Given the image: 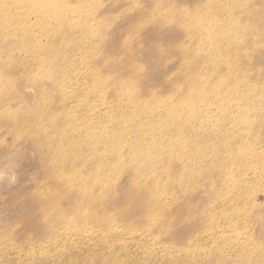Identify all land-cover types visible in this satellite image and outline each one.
Returning a JSON list of instances; mask_svg holds the SVG:
<instances>
[{
	"label": "rangeland",
	"instance_id": "rangeland-1",
	"mask_svg": "<svg viewBox=\"0 0 264 264\" xmlns=\"http://www.w3.org/2000/svg\"><path fill=\"white\" fill-rule=\"evenodd\" d=\"M0 31V83L23 99L0 106V264H264V0H0ZM53 63L47 83L73 92L62 105L101 110L103 154L114 161L119 143L145 161L101 185L77 155L76 185L57 181L61 209L44 224L34 196L51 142L39 137L42 112L28 117L41 96L26 73ZM188 89L202 98L195 114ZM132 116H143L139 135ZM170 125L172 139L194 143H164ZM60 128L63 149L87 139ZM162 186L157 213L145 202ZM70 192L80 195L71 204Z\"/></svg>",
	"mask_w": 264,
	"mask_h": 264
},
{
	"label": "bare ground",
	"instance_id": "bare-ground-1",
	"mask_svg": "<svg viewBox=\"0 0 264 264\" xmlns=\"http://www.w3.org/2000/svg\"><path fill=\"white\" fill-rule=\"evenodd\" d=\"M16 3H19V2H16ZM12 5H14V3L10 4L9 6H12ZM16 8L19 9V8H21V6H17ZM31 8H33V6H31ZM17 12H19V11H17ZM21 16H23V14ZM15 17H17V15ZM13 19H14L13 14H9L5 17V20L12 22V24L15 23L13 21H16ZM6 28L9 29L8 26ZM11 28H12V26H11ZM201 45H203L201 47V49H204V46H206L207 43L205 42V44L202 43ZM199 46L200 45H198V47ZM199 52L203 54L204 50H200ZM54 65H56V64H54V63L53 64H44V67L47 69L46 71L39 70L40 72H34L35 69H37V68H34V69H32L31 73H26L27 79L30 78V81L32 80L30 83H32L35 86V88L37 89V91L40 93V96H41V98L39 97V99H38L39 102H37L39 107L32 110L33 112H31L28 115V117H30V115H32V114L36 115L37 112H34L35 110H38L40 113L42 112L41 120H39V122H38V126H39L38 130H39V135H40L39 137L41 139L45 138V137H49V140L51 142L49 148L47 149V151L45 153L48 160L46 162V168H47V170H46V181L47 182L45 184V188L43 189L44 193H41V191H40V192L36 193L34 196L35 200H37V202H39L40 206H42L41 212L44 214L43 219L47 218V221L44 224L56 223L55 215L57 212H60V209H61L60 208L61 207L60 206V202H61L60 200H63V199H60V197L64 196V195L61 193V189L59 187L58 188L56 187L55 184L57 183V181L58 182H65V185H67L66 186L67 188L76 185V183H75L76 182L75 181V179H76L75 173L76 172L72 171L71 165H69L70 167H67V165L70 164L69 161L71 162L73 159H76L77 155H78V158L83 157L84 162L92 163V167L94 169H96L97 172L90 173V175H94L96 177L95 178L96 183H98L97 180H100L102 182L101 185L103 183L104 184H106V183L111 184L112 179L110 178L109 175L118 174L117 171H118V168L120 165L124 166L125 164H128V165L134 164L133 166H136L135 163H137V161L144 160L143 158L140 159L139 154H137V152L135 153L133 151V150H135L134 147L129 148L128 150H126L124 152L125 148H120L118 146L119 143L117 145L110 144L111 145V151L110 152L115 155V157L113 158L114 161H110L109 158L103 154V152L101 151V131H99L101 129H97V128H102L101 127V120H102V123L104 124V120L101 119V115H103V114H101V110H97L96 108H93V110L90 111L87 108V106H85V104H83L82 106H79L80 109H82V111H81L82 114H81V116H78L80 114H78V113L76 114V112H73L74 109L72 110V109H70L71 107L70 108L68 107L69 103L67 105H62L60 102L67 103L69 101L68 99H70L71 103L74 102L72 99V93L73 92L67 91V88L63 84H60V83H58V84H50L49 83L48 84L47 83V78H48L49 74L53 73L50 71V69H52L54 67ZM4 83L9 84L8 82H4ZM0 84H1L0 85V106L1 105L4 106L5 104H7L8 106H14V105L21 106V105H23V102H22L23 99L22 98H16L15 96H12V91L14 89L13 86L7 87V86H5L6 84H2V83H0ZM69 84H70V87L72 89H76L75 93L78 92V89H79L78 86H80L79 82H76V84H75V81H74V83L70 82ZM178 90L182 91L183 88H179ZM135 93H137V91ZM228 97H232V96L230 95ZM181 99L184 100V103L194 106L190 109V112L192 114H195L198 111L200 104H202V100H201L202 98L198 95L197 92L194 93L190 89H188V91L185 95L181 96ZM164 101L165 100H163L160 103H163ZM57 102H58V104H57ZM91 102L101 103L98 99L96 101L92 100ZM134 105L137 106L140 110L142 108L145 109V107H146L144 105V103L142 105H139L138 101ZM148 106H149V108L152 107V106H150L149 103L147 104V107ZM1 108H4V107H1ZM1 108H0V110H1ZM74 113L77 115V117H80V121L78 122V125L76 124V119L74 118L75 117ZM89 117L98 118L99 124L94 125L93 123L95 121L91 122L89 120ZM131 118L132 119H130V118H125V119L127 121L132 120L133 124H131V125H134L133 131L139 135V133L142 131V128H143L142 127L143 116H132ZM69 119H71L72 122L69 121ZM105 119H107L108 122H111L113 120V118L111 116L105 117ZM177 121H178V119L173 120L172 124L176 123ZM62 124H65L66 126L67 125L74 126L75 127L74 129L82 132L83 134L81 136H84L88 140L87 139L83 140L81 137L80 143L72 144V142H71L68 144V146H70L69 149H67V148L63 149L62 147H63L65 140L67 139L66 138L67 133H65V134L60 133V131L63 130V128H60V126ZM180 125H181V122H180ZM94 126H96V127H94ZM172 126L173 125L166 127V132L163 136L164 139H165V136L167 134H168V136L166 139H172L171 134H170L172 132V129H173ZM111 128H112L111 130L113 132H120V129L118 130V128L115 125H112ZM134 128H136V131ZM109 129L110 128H108V130ZM72 134H74V133L71 132V134L68 136V138L71 137ZM140 135H142V134H140ZM191 137H195V136L188 134V133H185L184 135L182 134V136L176 138V140H175V138H173L172 140H165L164 143H166V142L172 143V142H176V141L185 142ZM92 142H94V145L91 146ZM187 142L190 144L194 143V141H192V142L187 141ZM52 147H54V149H52ZM88 147H91V151L88 155H86V151H87ZM167 147H168V144H164V148L167 149ZM209 148H210V146H207V149H205L207 153L209 152ZM184 152L188 153L187 150H185ZM125 153H128V155L126 156ZM53 157H54V165L51 164V162H50L51 158H53ZM83 158H82V160H83ZM74 164L76 165V163H74ZM86 166H89V165H86ZM141 166H144V164H142ZM67 168L69 171L67 170ZM142 176H144V175H141V177ZM48 179L54 180L55 182L49 183ZM95 184H91L92 185V191H91V185H88L87 187H81L80 192H82V194H83V192L86 194L87 193L90 194V192H93L95 190L94 189L96 187ZM164 190H165V188H163V186L161 188L157 187V189L155 190L156 192H153L154 193L153 196L150 197L149 199H147V202H145L147 204L148 209L155 210V211H157V213H159L160 209H158V207H160V205L163 201L162 193ZM74 195L75 194H72L71 192L66 195V196H68V200L70 201V204H71L72 200H75L76 197L78 198L80 196V195L79 196L75 195V197H73ZM104 200H106V199L103 198V202L107 201V200L106 201H104ZM75 202L76 201H74L73 203H75ZM105 205H107V204H105ZM73 207H75L74 204L71 206V208H73ZM98 219L101 220V218H98ZM107 221L109 223H113L114 220L109 219ZM60 224H63L62 226H68L69 225V226H72L75 228V223L73 222V220L71 218L62 219ZM97 224L101 225V223H99V222H97ZM128 253L131 254L130 252H128ZM95 263H98V262L95 261Z\"/></svg>",
	"mask_w": 264,
	"mask_h": 264
}]
</instances>
